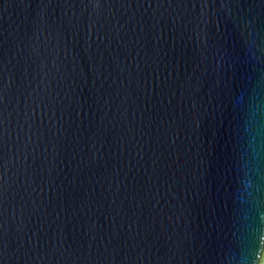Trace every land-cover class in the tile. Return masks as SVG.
I'll list each match as a JSON object with an SVG mask.
<instances>
[{"label": "water", "instance_id": "95a60500", "mask_svg": "<svg viewBox=\"0 0 264 264\" xmlns=\"http://www.w3.org/2000/svg\"><path fill=\"white\" fill-rule=\"evenodd\" d=\"M0 264H264V0H0Z\"/></svg>", "mask_w": 264, "mask_h": 264}]
</instances>
